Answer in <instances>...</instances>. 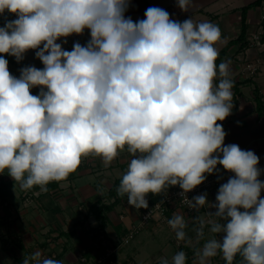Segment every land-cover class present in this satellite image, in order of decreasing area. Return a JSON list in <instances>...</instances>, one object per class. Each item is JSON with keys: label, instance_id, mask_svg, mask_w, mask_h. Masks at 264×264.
I'll list each match as a JSON object with an SVG mask.
<instances>
[{"label": "clouds", "instance_id": "1", "mask_svg": "<svg viewBox=\"0 0 264 264\" xmlns=\"http://www.w3.org/2000/svg\"><path fill=\"white\" fill-rule=\"evenodd\" d=\"M130 3L0 0V16L17 17L0 26V173L7 170L23 191L39 186L46 192L50 182L75 173L83 158H100L107 168L126 151L130 159L117 194L141 209L149 193L178 185L186 194L222 166L233 175L215 203L206 193L183 199L197 212L215 208L207 212L211 219L177 213L167 223L187 245L190 222L197 241L206 228L213 234L193 250V264H210L217 255L225 264L237 256L240 264H264V170L253 151L225 145L227 133L218 123L234 106L229 64L216 63L219 27L173 20L160 7L133 21L125 16ZM176 4L187 12L192 0ZM85 30V45L75 42L68 51L57 42ZM30 50L43 68L25 66L19 77L12 75L4 56L19 63ZM187 261L181 250L159 264ZM22 264L61 261L37 250Z\"/></svg>", "mask_w": 264, "mask_h": 264}, {"label": "crops", "instance_id": "2", "mask_svg": "<svg viewBox=\"0 0 264 264\" xmlns=\"http://www.w3.org/2000/svg\"><path fill=\"white\" fill-rule=\"evenodd\" d=\"M253 1L192 0L189 10L184 12L177 7L176 0H168V6L160 8L166 11L173 6L177 8L173 20L182 22L192 18L196 23L207 21L217 25L221 32V39L216 44L218 53L230 44L222 62L229 64V79L238 82L239 86L237 94H233L232 114L218 123L227 133L225 145L234 143L242 150L253 151L259 157L258 167L264 170V108L258 107L260 101L264 103V41L260 44L251 41L254 34L263 36L264 0L247 10L248 46L242 48V42L233 41L241 33L242 10ZM137 2L131 0L128 8L136 17L133 21L143 19L149 6H160L151 4L149 0ZM249 61L261 62L254 76L246 67ZM8 66L10 73L19 77V70L23 67L10 62ZM31 92L39 94L37 88ZM129 159L128 153L121 151L106 168L100 158L85 157L75 173L65 181L50 182L46 192H41L39 186L23 191L7 170L0 173L5 191V199L0 195V250L6 247L9 259H13L10 258L12 254L23 259L39 250L45 257L59 260L61 264H77L85 256L98 258L110 248L112 254L101 264H151L160 258L171 260L164 252L167 246L170 247L168 241H172L176 248L187 244L176 240L167 221L177 213L190 220L197 215L206 216L208 211L215 212L216 209L205 206L189 216L184 207L174 202L169 205L165 216L156 213L144 221L141 212L128 204L126 195L121 197L117 192H111L126 171ZM215 174L221 175L223 183L233 175L222 166H218ZM260 177H264V173ZM174 187L158 195L149 193L146 197L148 206L160 201ZM218 189L207 193L209 203H215ZM98 208L103 209L101 214L96 213ZM161 216L167 217V221ZM192 227L194 225L190 222L186 231ZM130 230H135L134 237L125 242ZM159 247L161 250L156 253Z\"/></svg>", "mask_w": 264, "mask_h": 264}, {"label": "rangeland", "instance_id": "3", "mask_svg": "<svg viewBox=\"0 0 264 264\" xmlns=\"http://www.w3.org/2000/svg\"><path fill=\"white\" fill-rule=\"evenodd\" d=\"M140 2H141V0H138L137 3H140ZM149 2L151 4H153V5H155V6L160 5L158 7L168 6V3H167L168 0H166V1H164V0H149ZM176 10H177V8H175L174 6L173 7H170V8H167V12L170 14V17L171 18L175 16V14L177 12ZM4 15L5 14H3V16H0V26L3 25V22H2L3 20L2 19H3ZM125 16L126 17H131L132 19L133 18H136L131 13V10L130 9L127 10V12L125 13ZM16 18L17 17L15 16L13 18V20L16 19ZM89 39H90V32L88 30H85V32H84L83 35H79V36L72 35V36L68 37L67 38V43H63L62 40H58L57 42L58 43H62V46H63V48L65 50L71 51L72 50V47H73V44L75 42H79L82 45H85ZM22 63H25V64L31 63L32 66H35L37 68H43V64L41 63V61H39L35 57V51L34 50H30V51H28L26 53L25 58L22 60ZM261 197L264 198V191L261 192ZM187 211L189 212V216H193L197 212L195 210L194 211L187 210ZM203 217H205V219H211V217H208L207 215L206 216L204 215ZM161 218L167 221V217L163 218L161 216ZM187 233L189 234L188 236L191 238V245H190V247H194L198 243H200L199 244L200 246L198 247V248H200V247H202L203 243L207 239L213 238V234L210 231H208V228L205 229V237H204V239L203 240H200V241H197L196 240L195 232L193 231V227L190 228L189 231H187ZM171 237H173L172 234H171ZM222 237H223V233L217 235V238L218 239H222ZM169 243H170V247L167 246L164 252H165V256L166 257H170V259H171L172 256L175 254V248H176V246H175V244H173L172 241H168V245H169ZM130 244L131 243H128L127 245H130ZM0 245H1V243H0ZM126 248H127V246H125V249ZM159 250H161L160 247L156 249V253L157 252H160ZM176 250L178 252L179 251V248H176ZM8 252L9 251H8V249L6 247H2V251L0 250V264H18V263L22 264L23 259H20V258H17V257L15 258V255H13V254L10 255V258H13V259H9V257L7 256V255H9ZM122 256H123V254H122ZM191 258H192V262H193L194 255H192ZM149 259L152 260V257H149ZM222 259H223L222 258V255H217L215 258H212L211 259L210 264H221ZM77 264H81V260ZM128 264H134V263L133 262H128Z\"/></svg>", "mask_w": 264, "mask_h": 264}, {"label": "built area", "instance_id": "4", "mask_svg": "<svg viewBox=\"0 0 264 264\" xmlns=\"http://www.w3.org/2000/svg\"><path fill=\"white\" fill-rule=\"evenodd\" d=\"M253 44H260L262 43V39L260 35L254 34L251 39ZM261 62L257 61H249L246 63V67L248 71L250 72V75L254 76L260 69ZM223 183V179L221 175L213 174L207 176V179L204 183L197 186L192 191L183 194L182 189L177 185L174 188L167 191L164 195V198L160 201L155 203L152 206H148L147 208H141L138 209L141 214L144 221L149 220L153 215L156 213H160L163 216L166 215V212L168 210V207L170 204L176 202L180 206L184 207L185 209L189 211H194L193 209L188 208L187 203L184 202V196L186 195L187 199L191 200L193 197L201 195V194H207L211 189L220 187V185ZM135 230H130L128 234L125 236L124 241L129 242L131 238L134 237ZM112 254V248L106 249V252L99 256L98 258H89L83 257L81 260V263L87 262V264H101L103 261L106 260L108 255Z\"/></svg>", "mask_w": 264, "mask_h": 264}, {"label": "trees", "instance_id": "5", "mask_svg": "<svg viewBox=\"0 0 264 264\" xmlns=\"http://www.w3.org/2000/svg\"><path fill=\"white\" fill-rule=\"evenodd\" d=\"M262 1H263V0H255V1H253L252 3H250L249 5L245 6V7L243 8V10H242V11H243V16H242L241 33H240V35H239L236 39L233 40V41H240V42H242V44H241L242 48L248 46V44H249V42H250V40L247 39V35H248V23H247V16H246V14H247V10H248L249 6L259 5V4L262 3ZM4 14H5V15H4L3 19H2V20H3V21H2L3 23H4L5 21H7V20H13V18L15 17L14 14H10V13H8V12H5ZM263 26H264V23H263ZM261 39H262V41H264V32H263V36L261 37ZM233 41H231V42H233ZM229 45H230V44H229ZM229 45H228L227 47L223 48V49L219 52L218 59H217V61H216L217 66L219 65V63L222 62L224 56H225L226 53H227V49H228ZM4 58L7 59L10 63L15 64V65H18V66H22V67H25V66H32L31 63H28V64H25V63H22V62H19V63H18L14 57L9 56V55H5ZM233 85H234V86H233V91H234L233 94H234V96H235V95L237 94V91H238L239 83H238V82H233ZM261 102H262V103H261ZM258 107H259L260 109H263V108H264V103H263V101H260V102H259V106H258ZM259 179H261L262 181H264V177H259ZM119 183H120V180L116 181L115 185L111 188V192H112L113 194H116V192H117V188H118V186H119ZM0 195L5 199V191H4V189H3L2 181H0ZM163 198H164V197H163ZM163 198H162V199H163ZM162 199H161V200H162ZM161 200H160V201H161ZM160 201H158V202H160ZM155 203H157V202H155ZM102 210H103L102 208H100V209L98 208V209L96 210V213H97V214H101V213H102ZM199 244H200V243H198V244H197L196 246H194V247H190V246H188V245H181V246L179 247V251L183 250V251H185V252L187 253V257H188L187 264H193L191 256L193 255V250H194V249H197V248L200 246ZM86 257H88V256H86ZM88 259H89V257H88ZM240 261H241V258H240L239 256H237L236 259L234 260V264H239ZM81 264H87V262H83V263H81ZM151 264H159V261L154 262V263H151ZM221 264H225V261H224L223 259H222V261H221Z\"/></svg>", "mask_w": 264, "mask_h": 264}, {"label": "water", "instance_id": "6", "mask_svg": "<svg viewBox=\"0 0 264 264\" xmlns=\"http://www.w3.org/2000/svg\"><path fill=\"white\" fill-rule=\"evenodd\" d=\"M38 90H39V88H38Z\"/></svg>", "mask_w": 264, "mask_h": 264}]
</instances>
